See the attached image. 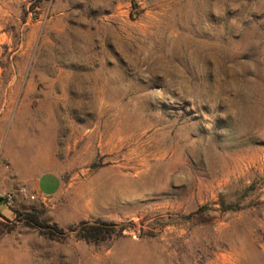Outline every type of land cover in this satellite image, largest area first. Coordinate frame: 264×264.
<instances>
[{"label":"rangeland","instance_id":"1","mask_svg":"<svg viewBox=\"0 0 264 264\" xmlns=\"http://www.w3.org/2000/svg\"><path fill=\"white\" fill-rule=\"evenodd\" d=\"M8 193L0 264H264V0H0Z\"/></svg>","mask_w":264,"mask_h":264},{"label":"trees","instance_id":"2","mask_svg":"<svg viewBox=\"0 0 264 264\" xmlns=\"http://www.w3.org/2000/svg\"><path fill=\"white\" fill-rule=\"evenodd\" d=\"M225 207V211H227L226 206ZM202 212H204V209L202 208L199 213H197L195 216H193L192 220H195L194 224L197 225H202L205 224L206 221H203L204 219L200 218V215L202 216ZM7 220H9L10 218L4 216ZM14 223H25V224H37L38 227H41V225H39V221L37 220L35 215H31V214H24V213H19V212H15L14 213ZM114 225L113 224H88V223H83L79 229H77V234L79 236L80 239H82L83 241L89 242V243H99V242H103L105 240H107V238H109L112 234H114L113 228ZM49 236L54 237V233L53 232H49Z\"/></svg>","mask_w":264,"mask_h":264},{"label":"crops","instance_id":"3","mask_svg":"<svg viewBox=\"0 0 264 264\" xmlns=\"http://www.w3.org/2000/svg\"><path fill=\"white\" fill-rule=\"evenodd\" d=\"M45 175L51 176V179H49V181H46L45 177H43ZM62 184H63L62 179L58 175L43 174L38 179L34 191L40 198H44V199L52 198L60 193L62 189Z\"/></svg>","mask_w":264,"mask_h":264},{"label":"built area","instance_id":"4","mask_svg":"<svg viewBox=\"0 0 264 264\" xmlns=\"http://www.w3.org/2000/svg\"><path fill=\"white\" fill-rule=\"evenodd\" d=\"M21 195L28 197V193L25 190L20 191ZM29 198L31 200H36V195H30ZM16 195L13 193H8L5 195H0V215L2 213L3 208H11L15 202Z\"/></svg>","mask_w":264,"mask_h":264}]
</instances>
